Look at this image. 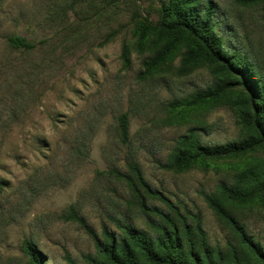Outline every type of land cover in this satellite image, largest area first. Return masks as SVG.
I'll list each match as a JSON object with an SVG mask.
<instances>
[{
  "label": "rangeland",
  "instance_id": "rangeland-1",
  "mask_svg": "<svg viewBox=\"0 0 264 264\" xmlns=\"http://www.w3.org/2000/svg\"><path fill=\"white\" fill-rule=\"evenodd\" d=\"M161 1L0 0V264H28L24 238L43 253L42 264H67V258L90 264L85 256H95V241L68 217L70 207L101 240L104 228L120 236L117 223L123 222L153 233L139 210L142 199L169 212L179 227L200 226L211 248H235L246 256L205 196L216 194L221 182L231 183L244 167H264V145L211 158L207 168L165 166L190 129L204 144L239 140L245 129L232 104L236 87L174 119V102L213 85L221 73L204 62L183 67L182 48L159 68L147 69L154 48H135L132 15L156 20ZM213 1L214 30L223 48L247 52L264 75L263 3ZM11 35L36 45L17 48L7 40ZM122 112L129 119L126 143L117 130ZM131 161L169 204L142 191L140 197L110 172L130 173ZM224 203L264 249V203Z\"/></svg>",
  "mask_w": 264,
  "mask_h": 264
},
{
  "label": "trees",
  "instance_id": "trees-1",
  "mask_svg": "<svg viewBox=\"0 0 264 264\" xmlns=\"http://www.w3.org/2000/svg\"><path fill=\"white\" fill-rule=\"evenodd\" d=\"M236 1L241 4L261 2L264 7V0ZM216 8L213 0H163L156 20L146 14L132 15L136 19L132 27L135 48L141 50L145 43L154 48L146 61L148 70L159 68L182 48L180 61L183 67L204 62L215 66L221 73V78L213 85L172 104L175 120L181 119L182 112L197 104L217 101L229 87L237 88L232 104L245 129L242 138L226 143L204 144L190 129L178 138L165 164L175 171H184L195 165L207 168L211 158L239 156L264 145V75L247 52H228L223 48L221 38L214 30ZM7 40L17 48L31 49L36 45L34 41L19 35L7 36ZM126 52L127 47L123 45V58L127 56ZM128 127V114L122 112L117 118L121 143L128 141ZM128 170L130 173H121L115 169L110 172L117 178H123L140 197L142 191L149 197H158L169 204L160 191L145 182L136 162L131 161ZM263 189L264 167L253 165L234 174L231 183L221 182L216 194L205 196L208 206L235 233L246 256L240 255L235 248H211L205 242L200 226L196 225L192 229L183 224L179 227L169 212L148 206L143 199L139 202V210L147 215V221L154 230L151 234L136 228L132 223L123 222L117 223L121 229L120 236L104 228V238L100 240L83 217L78 216L73 206L70 207L68 217L76 220L95 241V256H85L90 264H264V249L246 232L238 219L229 213L224 203V200L236 205L264 203ZM149 212L158 219L151 218ZM192 235L198 237L199 245L196 246ZM23 247L28 255V264L43 263V253L34 241L24 238ZM67 262L74 264L70 258H67Z\"/></svg>",
  "mask_w": 264,
  "mask_h": 264
}]
</instances>
